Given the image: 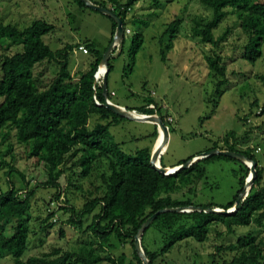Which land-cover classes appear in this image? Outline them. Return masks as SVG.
Here are the masks:
<instances>
[{"label":"trees","instance_id":"trees-1","mask_svg":"<svg viewBox=\"0 0 264 264\" xmlns=\"http://www.w3.org/2000/svg\"><path fill=\"white\" fill-rule=\"evenodd\" d=\"M91 1L112 9L121 17L126 29L128 11L137 0H127L125 3L109 0L110 4H107L106 0ZM158 1L153 0L156 4ZM200 1L212 10L213 16L209 20L194 19L192 33L200 36L203 42L217 47L226 39L229 31L215 37L213 29L223 18L232 14L237 18L239 27L246 36L241 56L255 64L263 54L264 0ZM72 2L80 9L87 7L82 0ZM109 19L112 41L116 23ZM180 23V19L168 23L166 31L171 33L172 38L174 34L176 35ZM54 30L55 24L44 18L35 19L23 28L0 22V48L4 51L0 55V144L5 142L10 130H14L17 142L28 148L25 156L35 158L36 164L42 165L44 180L35 183L33 187H51L54 189L52 193L54 199L59 200L64 194L66 203L69 202L67 197L71 187L81 192L84 201L79 210L65 208L66 206L63 208L71 212L66 223L88 233L92 240H96L98 246L95 247L93 242H89L90 246H94L90 250L87 244H84L81 250L54 248L48 253L31 255L23 259V253L29 247H37L46 241L50 228L54 225L51 221L54 212L47 208V200H44L43 204L48 209L46 217L41 220L38 232H30L32 229L28 216L34 190L29 187V182L24 180V174L16 169L13 162L1 159L0 169H6L5 175L8 177L9 185L4 192L0 191V258L9 255L14 264H95L100 260L112 264H142L135 251L134 236L142 223L156 211L166 207L191 205L203 209L215 207L228 209L235 204L249 172L248 167L236 159L214 154L174 174L165 175L150 163L152 147L158 136L155 124H152L154 130L151 146L136 151L134 155L121 154L120 144L112 141L109 129L127 118L115 114L104 105L102 86L97 85L94 88V74L103 52L89 39L51 49L43 40V36ZM123 42L124 38L118 54L123 51ZM142 42V34L135 33L130 48L133 55L140 49ZM171 43L170 41L169 44ZM80 44L85 45L87 53L79 52L89 56V60L85 70L73 74L69 64L70 55L74 50H78ZM10 46H16L18 50L13 54L6 53ZM161 54L164 60L165 53L162 51ZM111 56L108 61L106 83L112 70ZM44 62L53 63L57 68L55 76L46 86H42L39 75L34 74L35 66ZM206 62L210 74L218 78L216 87L219 89L227 81L226 65L217 53L207 56ZM256 77L264 80V75ZM110 93L107 87L109 98ZM95 99L100 104H96ZM149 103H153L155 109L148 108ZM259 106L260 111L255 114H263L264 101L260 105L257 100L251 103L250 114L253 113V108ZM128 109L145 114H152L156 110L161 115V106L152 96L140 106ZM161 116L168 126L171 123L166 119L168 113ZM243 120H246V117H243ZM235 135L234 131L227 132L220 140L224 145L220 146L219 142H215L211 149L240 152L257 163L256 176L248 194L231 214L196 210L168 211L157 215L141 237V245L149 264L163 262L161 258H165L169 251L174 247L178 248L188 239L204 242L211 233L212 226L216 224H222L227 234L234 233L237 226L251 228L241 233L234 243L216 246L217 252H235L232 259H223L218 264H264V252L261 249L264 242L261 239L257 240L259 234L264 236V172L254 156L253 148H238L230 142L231 138L236 140ZM2 152L0 158L11 152V145H7ZM194 156L196 155L171 167L183 164ZM14 157L12 155V159ZM215 159H229L240 163L237 173L240 190L224 206L213 203L195 204L190 195H196L199 182L205 178L204 164ZM160 164L165 167L162 156ZM75 168L79 171L75 172ZM75 173L88 180L89 188L83 189L72 182L71 177ZM16 174L23 182L19 187L10 184V178ZM177 193H181V197L174 196ZM51 204H54L53 200ZM56 205L62 206L57 203ZM88 216H91V221L84 226ZM150 228L160 234L159 244L156 241L153 245L145 242L146 233ZM30 233H35L34 235L40 233V238L30 242ZM63 233V229H60V234ZM113 235L121 244L128 240L132 252L128 251V254L122 252L117 256L108 254L105 257L95 255L96 250L101 251L104 246L110 245L109 241ZM212 255L214 257V254ZM212 264L215 262L212 261Z\"/></svg>","mask_w":264,"mask_h":264},{"label":"rangeland","instance_id":"rangeland-1","mask_svg":"<svg viewBox=\"0 0 264 264\" xmlns=\"http://www.w3.org/2000/svg\"><path fill=\"white\" fill-rule=\"evenodd\" d=\"M118 1L125 3L127 0ZM158 2L156 4L153 0H137L128 11L125 26L131 32L124 36L122 53L118 54L120 49L117 47L110 59L112 70L108 75L107 87L115 94L110 96V99L133 108L152 96L161 106V115L168 113L173 118L168 124L170 132L167 148L165 145L160 154L165 167L207 152L215 142L223 146L224 143L220 140L227 132L234 131L236 140L231 138L230 142L238 148H253L254 156L264 172V113L255 114L260 111L259 106L253 108V113L250 114L252 102L257 100L261 105L264 101V80L256 77L264 75V44L261 58L255 64L251 63L241 56L246 36L234 15H227L213 29L215 37L229 31L226 39L215 47L192 33L194 19L209 20L213 16L212 10L200 0ZM106 3L110 4L109 0H106ZM45 4L55 8L57 15L46 14L47 7L44 8L46 12L43 11L38 0H0V22L19 28L38 18L53 22L55 30L43 36V40L51 49L61 48L66 43L77 44L84 39L93 41L96 48L103 53L110 46L111 20L106 15L89 7L80 9L72 0H46ZM175 19H180L181 23L172 38L171 33L166 30L168 23ZM138 32L142 34L143 42L133 55L130 51L132 37ZM17 50L18 47L10 46L6 53L13 54ZM162 51L165 53L164 60ZM3 52L0 48V55ZM214 53L219 54L227 68V81L219 89L216 87L218 78L210 74L206 62V57ZM88 60L89 56L74 50L69 61L72 73L85 70ZM56 69L53 63L44 62L35 66L34 74L39 75L42 86H46L55 76ZM243 117H246V120H243ZM153 130L154 125L151 123L125 119L111 126L109 133L112 141L120 144L121 154L125 156L134 155L136 151L151 146ZM7 145H11V152L4 154L0 160L13 162L16 169L24 174V180L29 182V187L34 190L28 216L29 226L33 230L30 232L39 231L40 222L46 217L48 207L54 212L51 218L54 225L50 228L46 241L37 247H29L22 258L42 255L54 248L81 250L80 248L87 244L90 250L91 247L98 246L96 240H92L88 233L66 223L71 212L63 208L66 206L65 208L79 210L84 201L81 192L71 187L67 197L69 202L66 203L64 194L61 199H54V189L51 187H33L35 183L44 180L42 165L36 164L35 158L25 156L28 148L17 142L14 130H10L5 142L0 144V155ZM12 155L15 156L13 159ZM204 165L205 178L199 182L196 195H190V198L199 205H226L240 190L237 174L240 163L229 159H215ZM5 170L0 169L1 192L7 190L9 185ZM74 171L79 170L75 168ZM71 178L74 184L82 186L83 189L89 188L88 180L81 175L75 173ZM10 180V184L21 186L22 179L17 174ZM174 196L181 197V193ZM44 200H47V208L43 204ZM51 200L54 204H51ZM56 203L63 207H58ZM85 221L84 226L91 221V216ZM212 227L204 242L188 239L178 248L174 247L169 251L165 258H161L164 261L159 264H212V261L218 264L223 259L230 260L235 252H217L216 246L234 243L241 233L251 229L237 226L234 233L227 234L222 224ZM60 229H63V235L60 234ZM34 234L30 233V242L40 238V233ZM159 239L160 234L150 228L144 240L153 245L154 241L159 244ZM260 239L264 242L262 234L257 237V240ZM89 242H93L94 246H90ZM109 244L101 251L96 250L95 255L105 257L108 254L117 256L122 252H132L128 240L121 244L114 235ZM261 249L264 252L263 246ZM0 264L14 262L9 255H5L0 258ZM95 264L112 263L100 260Z\"/></svg>","mask_w":264,"mask_h":264},{"label":"water","instance_id":"water-1","mask_svg":"<svg viewBox=\"0 0 264 264\" xmlns=\"http://www.w3.org/2000/svg\"><path fill=\"white\" fill-rule=\"evenodd\" d=\"M85 5L93 10H96L104 15H106L107 17L111 18L115 23V29H114V34L112 37V42L110 44V46L107 48V50L103 53L99 67H103L105 72L103 74V95L105 97V102L104 105L109 108L112 112H114L115 114H118L119 116L125 117L127 119L130 120H135V121H140V122H146V123H151V124H155L156 128H157V133L159 132L158 129H161L162 133H163V143L166 145L167 148V144L169 141V127L167 126V124H165V122L162 119V116L160 114H145V113H140L137 112L134 109H128L125 106H121L119 104H116L115 102H113L109 96L107 95V83H106V75L108 72V61L109 58L111 56V53L113 52L114 48L116 46H120L121 41L124 38V26H123V21L121 19L120 16H118L112 9L108 8V7H103L99 4H96L94 2H92L91 0H82ZM96 86V82L94 81V88ZM165 148V150H166ZM214 154H220L223 156H227L233 159H236L242 163H244L248 168H249V174L248 177H246L245 180V185L243 190L238 194L235 204L228 209H224V208H219V207H215V208H208V209H203L200 206H187V207H166V208H162L158 211H156L155 213H153L150 217H148L141 225V227L139 228L137 234L134 236V246H135V251L138 254L139 258L142 261V264H149V259L147 258V256L144 253V250L142 248L141 245V237L144 233V231L146 230V228L152 223V221L156 218L157 215L164 213V212H189V211H202L204 210L205 212H212V213H220V214H231L234 213L237 208L240 205V201L243 200L246 195L248 194L254 178L256 176V165L257 163L251 159H249L248 157H246L244 154L240 153V152H236V151H231V150H227V149H220V148H215V149H211L207 152L198 154L196 156H194L192 159L187 160L185 163L177 165V166H166L163 167L160 164V158L162 155L156 154V152L151 151V158H150V163L152 164V166L159 172L165 174V175H169V174H174L177 171H179L182 168H186L189 167L190 165L196 163L198 160L205 158L207 156L210 155H214Z\"/></svg>","mask_w":264,"mask_h":264},{"label":"built area","instance_id":"built-area-1","mask_svg":"<svg viewBox=\"0 0 264 264\" xmlns=\"http://www.w3.org/2000/svg\"><path fill=\"white\" fill-rule=\"evenodd\" d=\"M130 32H131V31H130L129 28L124 29V35H126V34H130ZM117 47H118V46H116V47L114 48V50H117ZM78 51H81V52H83V53H87V48L85 47V45L80 44V45L78 46ZM100 70H101V67L98 68L97 71H96L95 74H94V81L96 82V86H95V88L97 87V85H99V86H102V85H103V74H99V71H100ZM113 95H115V94H114V92L112 91V92L110 93V96H113ZM95 102H96V104H100V102H99L97 99H95ZM147 107H148V108H153V109H155V106H154L153 103H149ZM154 113H155V114H158L156 110H154ZM166 119H167V121H169V122H172V121H173V118H172L171 116H167Z\"/></svg>","mask_w":264,"mask_h":264},{"label":"bare ground","instance_id":"bare-ground-1","mask_svg":"<svg viewBox=\"0 0 264 264\" xmlns=\"http://www.w3.org/2000/svg\"><path fill=\"white\" fill-rule=\"evenodd\" d=\"M105 70L103 67H101V70L99 71V74H104ZM158 136L154 142L153 145V151L156 152V154L159 153V155L161 154L162 149L165 147V144L163 143V133L161 131V129H158Z\"/></svg>","mask_w":264,"mask_h":264},{"label":"crops","instance_id":"crops-1","mask_svg":"<svg viewBox=\"0 0 264 264\" xmlns=\"http://www.w3.org/2000/svg\"><path fill=\"white\" fill-rule=\"evenodd\" d=\"M38 1H40V5H41V7H43V11H45L44 8L47 7L48 10H47V12L45 11L46 14H49V15H57V11H56V9H55V8H52V7H51V8L48 7V6L45 4V0H38ZM49 9H50L51 11H50ZM52 9H54V10L52 11ZM55 19H56V18L54 17V20H55ZM89 40H90V39H89ZM118 53H119V52H118ZM117 55H118V54H117ZM115 103H116V104H119V105H121V106H125V105H123V104H121V103H117V102H115ZM125 107H126V106H125Z\"/></svg>","mask_w":264,"mask_h":264},{"label":"clouds","instance_id":"clouds-1","mask_svg":"<svg viewBox=\"0 0 264 264\" xmlns=\"http://www.w3.org/2000/svg\"><path fill=\"white\" fill-rule=\"evenodd\" d=\"M118 47H120V46H118ZM113 51H114V50H113ZM112 53H113V52H112ZM112 53H111V54H112Z\"/></svg>","mask_w":264,"mask_h":264}]
</instances>
